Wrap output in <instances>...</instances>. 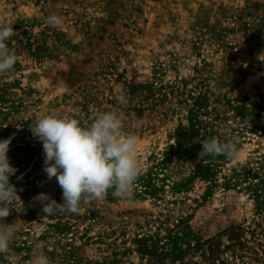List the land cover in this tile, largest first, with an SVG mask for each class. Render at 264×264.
Masks as SVG:
<instances>
[{
	"label": "rangeland",
	"instance_id": "1",
	"mask_svg": "<svg viewBox=\"0 0 264 264\" xmlns=\"http://www.w3.org/2000/svg\"><path fill=\"white\" fill-rule=\"evenodd\" d=\"M51 14L64 23L48 25ZM5 22L15 31L6 44L18 56L14 69L0 75V126L7 129L51 113L92 123L100 113L116 112L123 132L139 137L137 158L145 170L147 158L172 143L199 93L212 107L226 94L264 111V0H0ZM227 118L232 127L239 123ZM246 138L232 165L264 151V137ZM48 182L40 191L54 199L55 179ZM202 194L197 185L178 198L182 204L116 198L98 205L130 224L155 219L161 239L175 232L176 219L188 221L196 250L174 263L134 256L133 264H264V213L238 191L216 189L203 202ZM10 206L6 223H15L14 237L33 250L25 259L13 252L8 262L30 264L54 216L33 199Z\"/></svg>",
	"mask_w": 264,
	"mask_h": 264
},
{
	"label": "trees",
	"instance_id": "2",
	"mask_svg": "<svg viewBox=\"0 0 264 264\" xmlns=\"http://www.w3.org/2000/svg\"><path fill=\"white\" fill-rule=\"evenodd\" d=\"M247 101L224 94L212 100L216 105L212 107L207 94L199 93L193 97L188 105L185 124H178L170 137L172 143L162 152L147 158L146 168L140 171L131 195L123 199L148 200L155 206L161 203L182 204L184 200L178 198H185L197 185H201L202 202L211 198L216 189L238 191L253 203L257 213H264V151L253 152L243 164L232 165L233 160L222 155L203 160L198 158L202 149L200 143L212 137L221 141L237 137L239 148L247 140L246 135L264 137L261 125L264 111L259 104L247 105ZM231 114L239 121L235 127L228 124L227 117ZM76 119L83 126L91 124L89 121L84 123L81 118ZM35 122L31 117L15 131L0 126V140L13 137L8 157L17 169L16 174L10 177V183L16 186L20 197L11 202L16 206L30 204L33 197L41 193L40 189L49 185L43 172L42 144L33 138L30 130ZM53 187L51 194L58 203H62V190L56 180ZM112 192L113 189H109L104 199L82 207L79 214L58 212L54 215V222L45 225L38 243L40 252L49 257L51 264H133L130 258L134 256L174 263L181 261L187 250L198 248L197 242L192 244L196 239L187 220L176 219L178 226L175 232L163 239L159 229L153 226L155 219V222L145 220L142 224H130L120 217L114 220L98 205L99 202L116 199ZM167 197H171V202L166 200ZM10 249L11 255L0 254V264H10L8 257L13 256V252L18 253L19 258H29L33 247L16 238L11 241Z\"/></svg>",
	"mask_w": 264,
	"mask_h": 264
},
{
	"label": "clouds",
	"instance_id": "3",
	"mask_svg": "<svg viewBox=\"0 0 264 264\" xmlns=\"http://www.w3.org/2000/svg\"><path fill=\"white\" fill-rule=\"evenodd\" d=\"M45 22L59 27L64 18L51 14ZM12 25L0 23V75L11 72L18 60L6 44L15 33ZM117 99L123 101V97ZM30 130L33 138L42 144L47 180L55 178L62 190V203L43 192L33 197L44 215L79 214L82 207L104 199L109 189H113L112 195L117 198L131 195L141 171L137 158L140 141L135 134L123 132V119L116 112L100 113L87 126L76 118L51 113L39 118ZM12 138L0 140V254L4 255H11L10 243L15 236V223L4 221L14 209L11 202L19 197L16 186L10 183V177L17 172L8 157ZM200 144L198 158L202 160L221 155L239 160L242 155L237 137L225 141L212 137ZM30 264H51V261L43 252H37Z\"/></svg>",
	"mask_w": 264,
	"mask_h": 264
}]
</instances>
